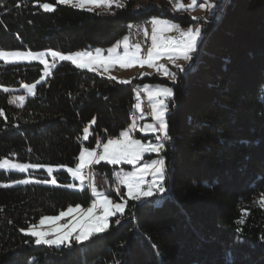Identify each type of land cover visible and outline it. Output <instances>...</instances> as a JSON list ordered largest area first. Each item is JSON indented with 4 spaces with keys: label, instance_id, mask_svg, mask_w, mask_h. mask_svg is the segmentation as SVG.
<instances>
[{
    "label": "trees",
    "instance_id": "obj_1",
    "mask_svg": "<svg viewBox=\"0 0 264 264\" xmlns=\"http://www.w3.org/2000/svg\"><path fill=\"white\" fill-rule=\"evenodd\" d=\"M46 2L56 11L45 13L39 4ZM0 5V50L7 51L107 49L142 18H170L183 26L193 22L170 12L166 0L129 1L108 12H86L56 0H0ZM215 23L197 66L175 83L167 81L175 98L167 116L166 192L129 202L108 232L56 248L36 245L21 229L69 206L88 207L90 189L0 188V264H264V208L259 206L264 198V0H229ZM147 81L161 80L153 74L141 83ZM133 83L139 79L121 84L70 61L57 60L50 77L40 64L0 66V159L75 167L82 146L94 148L101 139L119 136L131 122ZM23 84H36L35 95L22 107L9 103ZM3 87L16 91L5 93ZM93 117L96 124L84 143L83 129ZM92 171L97 182L117 184V167L101 163ZM36 176L49 180L43 171ZM55 176L59 184L72 183L65 171ZM24 177L0 172V183ZM111 196L121 200L125 189Z\"/></svg>",
    "mask_w": 264,
    "mask_h": 264
},
{
    "label": "snow or ice",
    "instance_id": "obj_2",
    "mask_svg": "<svg viewBox=\"0 0 264 264\" xmlns=\"http://www.w3.org/2000/svg\"><path fill=\"white\" fill-rule=\"evenodd\" d=\"M57 4L70 5L73 8L85 9L87 6L100 7L105 6L111 8L113 4L116 7H122L121 0H56ZM197 0H191L189 8L196 5ZM201 8L205 7L204 3L199 5ZM3 7V5H0ZM19 7V5H17ZM39 7L45 13H52L56 8L52 3H40ZM177 10L187 11L188 8L180 2L175 5ZM210 7H214L210 6ZM92 10L91 7L88 8ZM196 19V17H193ZM151 23V45L147 49L145 55H142L141 45L130 44L129 38L126 36L122 42H118L115 46L107 49V55L97 48L94 51H78L72 54H62L59 51L48 52H22V51H7L0 50V60L5 63H16L19 61H32L38 60L45 67V75L49 74V62L45 59L46 56H51L53 61H70L77 69H88L89 71L96 72L103 68L104 72H108L112 67L119 65L122 69L132 68L139 66L144 68H154L157 72H163L165 76L171 79H176V74L169 72V69L163 64L158 62L166 59L169 63L175 65L181 72L186 71L183 65L177 63L180 60L189 62L193 59L192 53L197 51L198 42L202 39L201 27L195 28L188 27L183 29L179 24L171 23L168 20H162L153 17ZM131 28L132 25H129ZM176 32L177 36H169L167 33ZM145 36H148V29H144ZM123 45V53L119 54L117 49ZM54 67V64L51 65ZM143 76V74H141ZM115 79V77H111ZM121 84H129L131 80L118 81ZM23 89L29 95H35L34 89L36 84H23ZM2 91L5 93L14 92L15 89L3 87ZM149 101L151 108V118L153 123H146L139 128V131L144 133H151L155 135L156 141H167L171 139L169 136V124L166 119V114L169 111L165 99L173 96L171 88L166 87H150L144 85L141 89ZM137 103L133 106L136 110L140 111L141 118H143V110L140 101V92H137ZM163 98V99H162ZM18 103L22 107L25 102L24 95H16L9 100V103ZM3 111L0 110V116ZM95 123V117L92 122ZM137 121L134 118L129 127L119 133L117 138H110L106 143L101 144L97 141L95 148L89 149L82 146L79 152V163L75 167H66L64 165L56 166L57 169L66 167L67 172L73 177L74 180L79 181V190L83 191L85 181L89 176H94V173L89 171L85 174L86 169H92L93 165L100 164L102 161L108 165H131L132 171L116 172L118 184L127 188V197L133 201H140L143 198L153 196L154 192L163 194L166 189L164 187V180L166 179L167 169L165 160L162 158L145 160L146 154L159 153L164 148V143H143L140 139L135 138L132 133L137 130ZM159 135H156V134ZM89 138V128L83 129V140L87 141ZM98 149H101L98 151ZM29 151H31L29 149ZM45 168L48 176H52L53 167L44 166L34 163H19L11 162L5 158L0 160V170L2 171H18L20 173H27L29 169L38 170ZM151 177L148 182L147 178ZM50 183L56 187L63 188H76L74 183L58 184L55 177L48 180L39 179H17L15 185H29V184H47ZM147 185V187H145ZM12 184L0 183V188L13 187ZM88 187L91 194L95 199L92 201L91 206L82 208L80 205L75 207L69 206L66 211H60L59 215L43 216L38 223L30 224L27 229H21L26 236L34 237L36 245L56 246L59 248L61 245L71 246L74 240L76 244L84 243L90 240L93 236L104 233L109 228V218L115 216L117 213L123 215L125 205L124 203H115L104 192L98 191L94 181H90ZM119 188L117 192L119 194ZM259 206L264 208V198L259 202ZM0 211H3L0 209ZM65 218H70L66 223H59ZM11 223V221H9ZM244 220L238 221L239 224H244ZM116 224L120 220L115 221ZM239 230V229H238Z\"/></svg>",
    "mask_w": 264,
    "mask_h": 264
},
{
    "label": "rangeland",
    "instance_id": "obj_3",
    "mask_svg": "<svg viewBox=\"0 0 264 264\" xmlns=\"http://www.w3.org/2000/svg\"><path fill=\"white\" fill-rule=\"evenodd\" d=\"M129 1H141V0H121V3L123 4V6L122 7H116L115 6V4H113L112 5V7L111 8H108V7H105V6H100V7H93V6H87L85 9H83L84 11H86V12H108V11H111L114 7L115 8H124V7H126L127 6V4H128V2ZM169 2L170 3V12H173V14L174 15H182L181 14V12H185V14L187 13V11H190V12H192L191 11V7L189 8L188 6L190 5L189 3H188V1L186 0H166V2ZM225 1V0H224ZM223 1V2H224ZM180 2H182L184 5H185V7L186 8H188V10L187 11H183V10H177V8L175 7V5H177L178 3H180ZM46 3H51V2H46ZM191 3V2H190ZM221 3V2H220ZM220 3H218V5L220 4ZM53 4V3H52ZM57 4V3H56ZM54 5V4H53ZM58 5H63V6H69V7H72V6H70V5H64V4H58ZM54 7L56 8V5H54ZM89 7H91L92 8V10L91 11H89L88 10V8ZM76 9H79V8H76ZM140 7H138V9H137V11H140ZM79 10H81V9H79ZM214 11H210L209 13H207V14H205L204 16H198V17H196V19H193L192 21V25H191V27H193V28H195V27H197V26H199V27H201V30L203 31L204 29H207V27L209 28V26L212 24V23H207L206 21H203L202 19L207 15H211V14H213L216 10L215 9H213ZM153 17H155V18H158V19H162V20H165V19H163V18H160L159 16H152L151 17V19L153 18ZM172 23V22H171ZM174 24H176L175 22H173ZM167 35H169V36H177L178 35V33H176V32H171V33H167ZM122 39V38H121ZM119 40V42L120 41H122V40ZM151 39V38H150ZM113 46H115V44L114 45H112L111 47H113ZM111 47H108V49L109 48H111ZM121 48V47H120ZM119 48V49H120ZM100 49V48H99ZM88 51H89V49H88ZM22 52H27V51H22ZM195 55V54H194ZM52 57L51 56H46L45 57V59L49 62V65H50V59H51ZM196 60V58H195V56L193 57V59H192V62H190L191 63V66H190V68L188 69V68H185L187 71H189V70H191V68H192V66H193V64H194V61ZM159 64H163L165 67H167L168 69H169V72H171V71H178L179 69H175V68H177L175 65H173V64H171V63H169L166 59H163V60H161V61H159L158 62ZM16 64H40L41 66H43V73H44V77H46L47 75H45V67H44V65L43 64H41L38 60H32V61H19V62H16V63H5L3 60H0V66H10V65H16ZM86 70V69H85ZM147 70H149V68L147 67ZM136 71L137 72H142V68L141 67H139L138 65L137 66H135V67H132V68H127V69H122V68H120L119 67V65H116V66H114V67H112L108 72H104V70H103V68H100L99 70H98V73L99 74H101L100 76H102V77H104V78H107V79H109V80H114V81H116V82H118V81H121V80H131V82H132V78L133 77H131L133 74H136V77L138 76V74H140V73H136ZM49 72H51V70H50V68H49ZM98 73H96V74H98ZM98 74V75H99ZM152 74H154V73H151L150 71L149 72H146V73H144L143 74V76H141L140 78H139V84H140V88H142L144 85H148V86H150V87H153V88H155V87H166V88H171L172 89V91H173V96L171 97V98H168V99H165V103L168 105V108H169V111H168V113L166 114V119H167V121H168V118H167V116L170 114V111H171V108H170V106H171V102L174 100V98H175V90H173L174 88H173V86L171 85V84H173V83H171V81H168V76H165L164 74H163V72H157L156 71V69H155V75L157 76V78H159L161 81H159V82H149V81H147V82H144V83H141L142 82V80L145 78V77H149V76H152ZM111 77H115V79H112ZM136 79H138V78H136ZM170 82L171 84H169L168 82ZM35 90H36V88L34 89V92H35ZM19 93L17 94V95H24L25 96V102H26V100L29 98V97H33L34 95H29L24 89H23V87L21 86V88H20V90L18 91ZM163 99V98H162ZM146 100H147V104H149V101H148V99H147V96H146ZM25 102H24V104H25ZM17 103H19V102H17ZM23 104V105H24ZM149 107H150V104H149ZM150 113H151V108H150ZM138 119L136 120L137 121V130H135V131H133V133H132V135L135 137V138H137V139H140L143 143H145V144H147V143H159V142H163V141H156V139H155V135H153V134H151V133H144V132H142V131H139V128L142 126V125H144V124H146V123H153V121H152V118H151V114L149 115V116H146V115H144L143 114V118H141V113H140V111H138ZM133 120V119H132ZM132 120H131V122L127 125V127L125 128V129H127L128 127H129V125L132 123ZM95 124H96V119H95V123L93 124V123H90V124H88V128H89V138H88V140L87 141H85V140H83V142L84 143H88L89 142V139H90V136H91V133H92V128L95 126ZM124 129V130H125ZM123 131V130H122ZM168 132H169V130H168ZM156 135H159L158 133L156 134ZM118 136H113V137H109V138H107L105 141H102V139L101 140H99V142L101 143V144H103V143H106L107 142V140L108 139H110V138H117ZM96 146V145H95ZM86 147H88V146H86ZM89 149H93V148H90V147H88ZM95 148V147H94ZM101 149H98V151H100ZM164 151H165V143H164V148L161 150V152L159 153V156L156 154V153H151V154H146L145 155V160L143 161V162H147L149 159H158V158H162V159H164L165 160V164H166V168H167V166H168V161H167V158L164 156ZM8 159V158H7ZM0 160H3V159H0ZM11 162H19V161H16V160H12V159H9ZM19 163H23V162H19ZM27 163H31V162H27ZM78 163H79V161H78ZM77 163V164H78ZM101 163H105V162H101ZM100 163V164H101ZM34 164H36V163H34ZM41 165H44V166H51V167H53V169H54V171H53V174H52V176H48V173L45 171V168H40V169H38V170H33V169H29L28 170V172L27 173H20V172H18V171H2V170H0V172H3V173H7V174H20V175H22V176H25L24 178H22V179H28V178H32V179H39V178H37V173L38 172H40V171H43L45 174H46V176H47V178L49 179L48 181H51V179L53 178V177H55V179H56V173H58V172H61V171H65V172H67V170H66V167H61V168H58L57 169V167H56V165H50V164H41ZM97 165H99V164H97ZM110 166H112V167H117L118 168V171L117 172H120V171H132L133 170V168H132V166L131 165H127V164H121V165H115V166H113V165H110ZM87 170V169H86ZM68 173V172H67ZM69 174V173H68ZM70 175V174H69ZM71 176V175H70ZM71 178H72V183H74V184H76L77 185V187L76 188H72L71 190H79V181L78 180H74L73 179V177L71 176ZM151 177H148L147 178V180H148V182H150L151 181ZM39 180H42V179H39ZM57 180V179H56ZM92 181H94V183H95V186H96V188L98 189V191H101V192H104L106 195H108L109 196V198L110 199H112L115 203H124L125 201H127V203H126V205H125V209H124V213H123V215L125 214V212H126V210H127V208H128V204H129V202H134L135 204L136 203H141V202H143V201H145V200H147V199H149V198H151V197H154V195H159L160 197L163 195V194H161V193H159V192H154V194H153V196H151V197H147V198H143L142 200H140V201H133V200H130V199H128V197H127V188L126 187H124L123 185H119L118 184V181H117V184H115V185H111L107 180H102V182H97V180H96V178L93 176V180ZM166 181V179L164 180V187H165V182ZM14 182L15 181H9V182H5L4 184H12V185H14L13 187H15V186H18V185H15L14 184ZM58 182V181H57ZM59 184V183H58ZM29 185H31V184H29ZM40 185H45V186H51V187H56V186H53V185H51L50 183H47V184H40ZM145 187H147V185L145 186ZM10 188H12V187H10ZM86 188H88V185L86 184V181H85V187H84V189H86ZM119 188V190H121V188H124L125 189V197L124 198H122L121 200H117V199H115L114 197H112L111 196V193L112 192H116L117 193V195H119L120 194V191H119V194H118V192H117V189ZM166 192V191H165ZM92 195V194H91ZM92 198H93V200L95 199V197H93L92 196ZM92 200V201H93ZM92 203V202H91ZM91 206V204L88 206V207H90ZM73 207H75V206H73ZM82 208H88V207H83V206H81ZM66 211V210H65ZM123 215H121L120 213H117L115 216H112V217H110L109 218V228L105 231V232H108L109 230H110V227H111V225H112V222H113V220H115L116 218H119V219H121V217L123 216ZM69 220V219H68ZM67 218H65L63 221L61 220L59 223H61V224H63V223H66L67 221ZM117 225V224H116ZM104 232V233H105ZM103 233H100V234H98V235H102ZM34 238V237H33ZM35 239V238H34ZM74 241V240H73ZM86 242V241H85ZM72 243V242H71ZM45 246H47V245H45ZM62 246H64V245H61L59 248H61ZM49 247H56V246H49ZM57 248V247H56Z\"/></svg>",
    "mask_w": 264,
    "mask_h": 264
},
{
    "label": "built area",
    "instance_id": "obj_4",
    "mask_svg": "<svg viewBox=\"0 0 264 264\" xmlns=\"http://www.w3.org/2000/svg\"><path fill=\"white\" fill-rule=\"evenodd\" d=\"M229 0H225L223 3H220L217 8L215 9L216 11L213 13V14H209L208 16L206 15L202 20L203 21H206L208 24L209 23H212L209 28L207 27V29H204L202 31V39L199 43V47L197 49V52H195V58L196 60L194 61V64L192 66L191 69L195 68L197 66V62L199 61V55H200V47L201 45L207 40L208 38V35H210L211 31L214 29L216 23L218 21V19H220V17L222 16L223 12H224V8H226V5L228 4ZM151 19H148V18H142L140 20H137L135 21L134 23H131L129 25H132V27L130 28L129 25H127V37L129 38V42L130 44H140L141 45V48H142V55H145L146 52H147V49L150 47L151 45V36H150V33H151V23H150ZM144 29H148V33L149 35L148 36H145V33H144ZM50 70H54V68L51 67V63H50ZM172 73H175L176 74V79L173 80L171 79L169 76H168V80L171 81V82H176L178 81L179 79V76L182 75H185L187 74V70L184 71V72H181L180 70L178 71H171ZM48 77H50V74L48 75ZM132 89L134 92V104L135 105L138 101H137V92H140V103H141V107H142V110H143V114L146 115V116H149L150 115V107H149V104H147V100H146V95L140 91V88H139V85L137 83H133L132 84ZM138 110H136L134 108V110L131 112V120L132 119H138ZM167 141H163V143H165ZM93 172L92 169H87L86 172ZM92 181V180H91ZM89 188V187H88ZM170 190L167 191V193H169ZM161 198L160 199H157V201L161 202Z\"/></svg>",
    "mask_w": 264,
    "mask_h": 264
},
{
    "label": "crops",
    "instance_id": "obj_5",
    "mask_svg": "<svg viewBox=\"0 0 264 264\" xmlns=\"http://www.w3.org/2000/svg\"><path fill=\"white\" fill-rule=\"evenodd\" d=\"M186 1V0H185ZM188 1V3L189 4H191L190 2H191V0H187ZM223 1L224 0H197V3H196V5H194V6H192L191 7V11L192 12H190V11H187V13L185 14V12H181V14H183V15H187L191 20H193V17H198V16H204L205 14H207V13H209L210 11H214L213 9H216L217 8V6H218V3H223ZM201 3H204L205 4V7L204 8H201L199 5L201 4ZM214 5V7H210V6H213ZM173 13V12H172ZM160 18H162V17H160ZM163 19H165V20H168V21H170V22H174L173 20H171L170 18H163ZM176 23V22H175ZM176 24H179V23H176ZM180 25V27L181 28H183V29H187L188 27H191V25L190 26H183L182 24H179ZM122 41H123V38L121 39ZM122 41H120V42H122ZM119 42V41H118ZM200 42V41H199ZM199 42H198V47H199ZM103 52H104V55H107V49H102V48H100ZM198 49V48H197ZM95 50V49H94ZM83 51H88V49H86V50H83ZM117 52L119 53V54H122L123 53V45H122V43H121V48L119 49H117ZM197 52V51H196ZM194 54H195V52L194 53H192V56L194 57ZM190 62H192V60L191 61H189V62H184L183 60H180V61H178L177 63H179V64H181V65H183V67L184 68H190V66H191V63ZM86 69V68H85ZM175 69H178V68H175ZM86 70H88V69H86ZM151 72V73H154L155 74V69L154 68H149V70H147V67L145 66L144 68H142V72H137L136 71V73H140V74H138V76L136 77V74H133L131 77H133L132 78V82H134L135 80H136V78H140L142 75L141 74H144V73H146V72ZM93 72V71H92ZM95 73H98V71H96ZM99 74V73H98ZM99 75H101V74H99ZM153 75V74H152ZM131 82V83H132ZM139 85V88H140V84H138ZM141 89V88H140ZM68 219H70V218H67V220ZM63 221V220H62Z\"/></svg>",
    "mask_w": 264,
    "mask_h": 264
},
{
    "label": "bare ground",
    "instance_id": "obj_6",
    "mask_svg": "<svg viewBox=\"0 0 264 264\" xmlns=\"http://www.w3.org/2000/svg\"><path fill=\"white\" fill-rule=\"evenodd\" d=\"M126 36H127V33H126ZM125 36V37H126ZM89 51H94V49H89ZM50 63H51V65H53L54 64V67H52V68H54L55 69V67H56V64H57V60H55V61H53V58H51L50 59ZM48 77V76H47ZM87 173L88 172H86V170H85V174L87 175ZM93 173V172H92ZM91 180H93V176H89L87 179H86V184L87 185H89V182L91 181ZM90 189V188H89Z\"/></svg>",
    "mask_w": 264,
    "mask_h": 264
},
{
    "label": "water",
    "instance_id": "obj_7",
    "mask_svg": "<svg viewBox=\"0 0 264 264\" xmlns=\"http://www.w3.org/2000/svg\"><path fill=\"white\" fill-rule=\"evenodd\" d=\"M204 43H205V42H204ZM204 43L201 45V47H200V49H199V50H200V52H201V49H202V47H203Z\"/></svg>",
    "mask_w": 264,
    "mask_h": 264
}]
</instances>
